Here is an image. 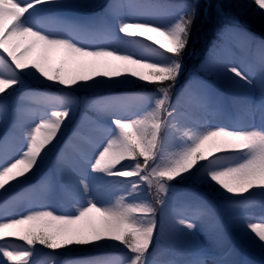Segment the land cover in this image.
<instances>
[{"label": "snow or ice", "instance_id": "obj_1", "mask_svg": "<svg viewBox=\"0 0 264 264\" xmlns=\"http://www.w3.org/2000/svg\"><path fill=\"white\" fill-rule=\"evenodd\" d=\"M254 3L264 13V0ZM50 6H60V0H0V98L16 87H26L30 79L73 90L130 82L154 85L155 89L147 97L151 107L142 114H112L109 137L89 161L93 173L124 178L117 183L126 185L125 195L115 202L101 203L82 179L85 201L72 211L37 204L27 211L0 216L3 264H31L37 245L55 253L108 242L124 246L125 264H148L157 223L156 209L148 199H137L145 188L155 185L159 192H167L168 182L195 177L227 195L243 197L234 202L238 206L248 205L255 191L264 192V125H205L192 135L185 133L182 150L169 160H158L161 133L174 127L181 116L179 98L174 104L171 90L183 67L182 57L195 21L194 5H187L167 25L118 19L121 35L116 42L95 47L71 32L46 29L40 16ZM130 45L139 52L126 50ZM261 62L264 66V46ZM227 70L252 85L250 76L241 69L233 66ZM60 99L64 101L60 110L52 111L26 132V143L18 156L0 155V196L29 184L54 150L53 142L59 143L58 134L71 112V102ZM241 220L251 242L264 250V215H247ZM186 227L193 229L195 225L190 222Z\"/></svg>", "mask_w": 264, "mask_h": 264}, {"label": "rangeland", "instance_id": "obj_2", "mask_svg": "<svg viewBox=\"0 0 264 264\" xmlns=\"http://www.w3.org/2000/svg\"><path fill=\"white\" fill-rule=\"evenodd\" d=\"M199 1L201 2V8H209L210 11L211 0ZM102 2L103 0H60V6H51L48 11L59 9L62 14H68L72 17V15L75 16L78 13L74 10L76 9L79 11L83 10L82 13L84 15L90 16L93 15V10ZM253 2L254 0H238L237 8L239 10L237 15L243 22L260 27L262 30L264 29L261 27L262 24L264 25V13H261L258 8H254V5L249 6V3L252 4ZM137 3L138 0H129L125 8L123 7V0H114L104 11L105 14L112 18H102V21L108 27L116 30V35H106L110 39L109 43L90 46H108L114 44L116 42L115 38L121 35L117 27L118 19L129 23L150 21L157 25H167L174 20L172 16L162 13L149 16L148 12H146V7L154 6V4L149 2L145 7H137ZM115 5H119V7L115 8ZM161 5L174 8L176 12L181 11L180 4L162 3ZM140 8L145 11L139 12ZM254 18L256 19L254 20ZM91 21L85 24V26H83L84 23L81 25L87 32L95 29L96 23ZM101 26L103 27V24ZM81 27L80 31L83 33ZM229 33H237V31H230ZM235 36V40H239V37L237 35ZM99 37L101 40L106 38H103V35L93 37L85 33V38L88 42H96V39L100 41ZM228 37L229 35L222 36L227 42ZM260 41L264 42V40ZM249 44L246 42H238L237 46H233L228 43L221 51L210 54L206 63L202 66L197 63H191L194 59L182 62L183 67L181 73L176 81L175 87L171 90L172 102L175 104L177 98H179V107L188 110L191 114H195L197 110L201 109V106H196L200 103V99L197 98L198 95L204 96V100L208 102L215 93L212 89H215L223 92V96L225 97L226 94L241 95V98L238 97L239 99H233V96L230 97L234 103L239 104L246 97L252 100L251 104L253 106L258 107L264 101V66H262L261 62L262 48L256 54L254 63L251 64L250 61H247ZM126 50L139 52V49L131 45ZM233 66L248 74L253 81L252 85L246 84L239 77H236L227 70ZM200 70L214 82L213 86L215 88L209 84L205 85L203 82L197 81L194 75L199 73ZM233 83L243 86L241 92L231 86ZM151 88V92L147 91V89ZM154 89V85L130 82L112 86H101L94 90H73L63 88L56 84L46 83L43 80L37 81L30 79L26 87H16L15 91L9 90L11 94L0 98V102L5 103L4 106L0 105V115H2V119H0V140L10 136L0 146V155H7L13 158L18 156L26 143V132L32 126L39 123L41 119L47 118L52 111L60 110L64 103L60 97H64L71 102L70 116L66 119L65 126L62 127V132L58 134L59 143H56V141L53 142L56 145L54 150L40 167V171L32 178H41L39 183L41 188L38 187V189L39 192H43L42 204H46L58 211H72L85 201L82 188L76 191L77 193L74 191L69 192L72 198L68 194H64L65 206L57 203L55 181L50 180V178L55 179V176L52 174L53 171L49 175H41L44 169L50 164V166H54V169H56L57 176L62 177L69 185H72L73 183L71 182L73 181L81 183L83 179L89 184L91 194L101 203L115 202L121 196L125 195L127 191L126 185L123 182L117 183V179L119 180V178H110L105 177L102 173H93L89 164V161L95 157L99 147L109 137L107 134H109V129L112 125H110L109 129L107 128L103 133L99 134L98 130L95 129V123L98 121L106 122L108 119L111 124L112 115L106 112V108L114 112L116 110L115 105L123 101L120 98H109L117 90H130L128 92H134L131 95L137 96L136 99L143 106V112H145L151 107L152 101L147 97L154 92ZM22 91L25 92L26 97L20 103H17L14 95ZM29 91L34 92V94L27 95ZM12 99L14 101L10 102ZM125 99H128L126 100L128 104L123 105L120 110L124 112L135 110L134 104L136 100H132L129 97ZM261 108L264 109L263 106ZM85 112H93V115L91 113L88 114L95 119H86ZM260 114L264 115V111L261 110ZM78 117L80 118L79 120ZM180 121L184 120L179 119L174 128H185L180 132L181 134L187 133L188 135H192L202 128L194 124H191L192 128H186L180 124ZM9 126L12 127L13 132L9 131ZM234 126V124L229 125V127ZM249 127L259 128L261 126L249 125ZM72 131L73 134L80 133L79 135H75L77 136L75 142L85 152V158L81 159L72 155L71 146L68 143L64 149L69 152L73 161L77 163L84 161V164L78 165L82 172L80 174H68L66 172L70 171V168L62 158L65 156L64 151L61 155L57 156L56 162H53L52 159L55 153L60 150V146L64 145ZM92 133L98 134V136H93ZM86 134L90 138H87L85 136ZM181 138L182 136L177 134H175V137L168 136L166 130L161 133L159 141L161 154L158 157L160 162H166L175 153L182 150L184 145ZM87 141L91 142L85 143ZM122 163H127V161ZM113 179H116V181ZM106 180H113L115 183H110L105 186ZM101 183L104 186L101 185V187H98ZM27 185H23L8 194L11 195L8 201L0 205L2 209L0 216L6 214L13 215L29 210L25 206L26 202L23 201L24 199L28 201L24 196L25 194L29 195L33 204L35 201H38L34 195V188L32 186L27 187ZM115 186H120L121 189L117 191ZM197 194L202 196H197ZM4 198L5 196H0V200ZM137 199H148V202L156 209L155 219L157 227L147 257L148 264H188V262L193 261H203V264H214L215 261L221 260L226 261L227 264H243L244 261L245 264H256L255 259L262 262L261 264H264V250H261L251 242L245 234L246 229L241 220L242 217L247 215H251L254 218L264 215V192L259 190L255 191L250 195V203L248 205L238 206L234 202L243 199V197L227 195L223 191L202 182L198 178L190 177L186 179L177 178L168 182L167 192H159L155 185L150 190L145 188ZM160 201H163V203H160ZM193 216L198 218L193 220ZM215 219H217V222H213ZM181 220H184L185 223L181 224ZM190 222L195 225L193 229L186 227V224ZM217 224H219L218 227L220 228L215 229L214 226ZM17 244L23 245L24 242L18 241ZM230 247H232L231 251ZM226 252L228 254H225ZM240 254H244V256L241 257ZM70 256H72V259H66L65 262L61 259ZM126 257L127 250L123 245L116 242H108L99 247L94 245L73 247L71 249H62L55 253L37 245L35 254L31 258V264H35V260L37 259L41 260L38 264H125ZM3 260L4 258L0 257V264H3Z\"/></svg>", "mask_w": 264, "mask_h": 264}, {"label": "trees", "instance_id": "obj_3", "mask_svg": "<svg viewBox=\"0 0 264 264\" xmlns=\"http://www.w3.org/2000/svg\"><path fill=\"white\" fill-rule=\"evenodd\" d=\"M211 2L210 11L209 8L205 11L206 9L204 7L201 9L197 8L196 10L195 21L191 29V37L182 61L194 59L191 63L202 65V61L211 51V35L214 31L220 27L224 28L230 25L234 19L241 20L237 15L239 10L237 8L238 0H211ZM252 5H254V8H257L254 2L252 4L249 3V6ZM250 11L252 12V10ZM261 27L264 28V25L262 24ZM262 30L264 31V29ZM218 48L219 45L215 49Z\"/></svg>", "mask_w": 264, "mask_h": 264}, {"label": "bare ground", "instance_id": "obj_4", "mask_svg": "<svg viewBox=\"0 0 264 264\" xmlns=\"http://www.w3.org/2000/svg\"><path fill=\"white\" fill-rule=\"evenodd\" d=\"M51 7V6H50ZM49 7V8H50ZM232 87H235L236 89H238V91L239 92H241V90L243 89V86H241V84H235V83H233L232 85H231ZM233 90V89H232ZM234 91H236V90H234ZM238 91H236V92H238ZM180 124H182L184 127H186V128H189L190 127V124L188 123V121H180ZM177 128V127H176ZM176 128H174L172 131L173 132H175V133H180V132H177L176 131ZM185 129V128H184ZM71 183H73L72 184V189L74 190V191H79V190H81L82 189V185H81V183L80 182H78V181H73V182H71ZM101 185H103L102 183L100 184V185H98V187H101ZM97 187V188H98Z\"/></svg>", "mask_w": 264, "mask_h": 264}]
</instances>
